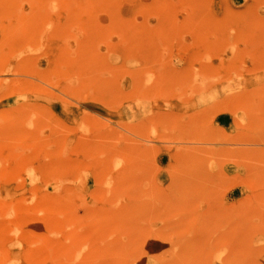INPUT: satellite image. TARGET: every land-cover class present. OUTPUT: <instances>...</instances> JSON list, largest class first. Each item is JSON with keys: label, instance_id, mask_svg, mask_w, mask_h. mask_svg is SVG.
Listing matches in <instances>:
<instances>
[{"label": "rangeland", "instance_id": "1", "mask_svg": "<svg viewBox=\"0 0 264 264\" xmlns=\"http://www.w3.org/2000/svg\"><path fill=\"white\" fill-rule=\"evenodd\" d=\"M0 264H264V0H0Z\"/></svg>", "mask_w": 264, "mask_h": 264}]
</instances>
